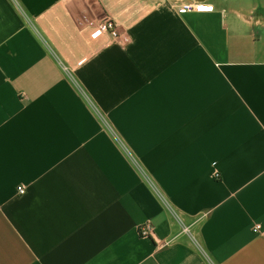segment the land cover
<instances>
[{"label":"crops","instance_id":"1","mask_svg":"<svg viewBox=\"0 0 264 264\" xmlns=\"http://www.w3.org/2000/svg\"><path fill=\"white\" fill-rule=\"evenodd\" d=\"M0 264H264V0H0Z\"/></svg>","mask_w":264,"mask_h":264},{"label":"built area","instance_id":"2","mask_svg":"<svg viewBox=\"0 0 264 264\" xmlns=\"http://www.w3.org/2000/svg\"><path fill=\"white\" fill-rule=\"evenodd\" d=\"M176 11L178 14L183 15L186 13H200V14H209L214 11V7L210 4L198 3L194 1H187L180 5H175ZM92 32L94 34H107L111 37V39H117L119 37V31L117 26L113 20L105 19L98 23H95L92 27ZM215 178H218L219 175L217 173L214 174ZM17 193L19 195H23L25 193V189L23 187L17 188ZM260 227L255 225L253 228V232H258ZM153 234V228L149 223H145L139 227V235L142 238L151 237Z\"/></svg>","mask_w":264,"mask_h":264}]
</instances>
